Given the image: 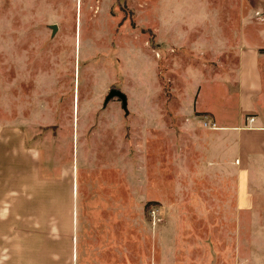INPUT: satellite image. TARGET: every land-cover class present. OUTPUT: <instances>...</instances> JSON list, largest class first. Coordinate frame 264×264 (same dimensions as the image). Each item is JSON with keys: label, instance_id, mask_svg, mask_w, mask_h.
Instances as JSON below:
<instances>
[{"label": "rangeland", "instance_id": "obj_1", "mask_svg": "<svg viewBox=\"0 0 264 264\" xmlns=\"http://www.w3.org/2000/svg\"><path fill=\"white\" fill-rule=\"evenodd\" d=\"M244 41L264 54V0H0V111L8 109L24 145L25 184L60 185L73 170L76 219L100 205L109 221L119 205L114 224L130 233L135 259L115 260L160 264L163 238L177 226L163 218V203L193 197V175L176 150L181 131L176 122L173 135L161 131L160 121L174 120L193 83L184 61L209 51L227 62ZM112 89L127 96V112L117 98L105 105ZM152 106L159 127L150 151L139 121L151 119ZM185 145L192 173L191 137ZM6 161L11 173L21 166L11 155ZM58 211L56 230L64 231Z\"/></svg>", "mask_w": 264, "mask_h": 264}, {"label": "crops", "instance_id": "obj_2", "mask_svg": "<svg viewBox=\"0 0 264 264\" xmlns=\"http://www.w3.org/2000/svg\"><path fill=\"white\" fill-rule=\"evenodd\" d=\"M241 47L237 57L227 62L209 51L194 55L198 57L196 63L184 61L193 64L182 66L189 79L193 76V83L179 99L183 106L172 109L174 120L160 121L161 131L171 135L170 125L176 122L182 144L176 149L177 155H183L182 161L178 159L183 173L193 175L191 199L163 203L168 213L163 218L177 226L163 238L160 264H264V54L248 41ZM3 101L1 95L2 106ZM153 110L152 106L151 119L139 121L144 123L145 145L151 143L150 151L154 128L159 127ZM137 125L136 120L133 126ZM9 127L13 128L11 136ZM19 136L8 118V109H2L0 264H121L115 255L123 254L131 260L134 241L131 244L130 233L114 224L120 220L119 205L113 208L109 221L103 219L100 205L90 206L88 217L77 215L76 219L73 170L70 182L26 185V154ZM188 137L193 143L192 173L184 170L183 162ZM10 155L21 160L13 173L6 161ZM33 158L31 155L32 162ZM205 176L208 182L199 181ZM129 191L135 203L137 191ZM63 192L65 198H58ZM58 208H62L61 217L68 224L64 231L56 230ZM26 223L33 229L26 230ZM99 223L102 226H97ZM37 227L45 229H34Z\"/></svg>", "mask_w": 264, "mask_h": 264}, {"label": "water", "instance_id": "obj_3", "mask_svg": "<svg viewBox=\"0 0 264 264\" xmlns=\"http://www.w3.org/2000/svg\"><path fill=\"white\" fill-rule=\"evenodd\" d=\"M53 30H54V32L56 31V26H53ZM115 98L121 100V102L123 104V108L127 112V97L122 91H120L118 89L110 90V92H109V94L105 100V105H107L112 99H115Z\"/></svg>", "mask_w": 264, "mask_h": 264}, {"label": "built area", "instance_id": "obj_4", "mask_svg": "<svg viewBox=\"0 0 264 264\" xmlns=\"http://www.w3.org/2000/svg\"><path fill=\"white\" fill-rule=\"evenodd\" d=\"M250 121L252 122V121H254V119L252 118V119H250ZM204 125H205V127L208 126L207 123H205ZM210 127L215 128L216 126H215V124H210Z\"/></svg>", "mask_w": 264, "mask_h": 264}]
</instances>
